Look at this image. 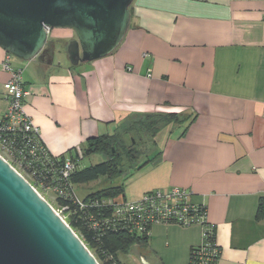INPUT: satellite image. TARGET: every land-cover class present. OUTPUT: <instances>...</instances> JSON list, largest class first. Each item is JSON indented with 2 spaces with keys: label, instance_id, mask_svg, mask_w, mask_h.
I'll return each mask as SVG.
<instances>
[{
  "label": "crops",
  "instance_id": "1",
  "mask_svg": "<svg viewBox=\"0 0 264 264\" xmlns=\"http://www.w3.org/2000/svg\"><path fill=\"white\" fill-rule=\"evenodd\" d=\"M130 11L124 40L102 59L72 68L65 49L76 36L65 29L49 35L50 60L13 57L26 113L56 156L134 117H196L186 132L169 131L159 158L140 169L141 186L124 196L190 190L215 227L218 264H264V0H134ZM5 57L0 47V119L8 109ZM202 242L200 226L168 223L134 248L141 264H188Z\"/></svg>",
  "mask_w": 264,
  "mask_h": 264
},
{
  "label": "water",
  "instance_id": "2",
  "mask_svg": "<svg viewBox=\"0 0 264 264\" xmlns=\"http://www.w3.org/2000/svg\"><path fill=\"white\" fill-rule=\"evenodd\" d=\"M134 0H0V47L32 61L48 30H72L73 67L112 54L124 40ZM0 264H100L74 231L0 156Z\"/></svg>",
  "mask_w": 264,
  "mask_h": 264
},
{
  "label": "built area",
  "instance_id": "3",
  "mask_svg": "<svg viewBox=\"0 0 264 264\" xmlns=\"http://www.w3.org/2000/svg\"><path fill=\"white\" fill-rule=\"evenodd\" d=\"M51 32L48 30L49 35ZM12 59L11 54H6L2 65L10 79L4 86L8 109L0 119V156L7 162L5 156H9L28 171L31 179L40 182L41 190L8 162L66 225L70 227L68 219L72 215L81 214L80 218L94 230L124 231L149 237L154 225H198L203 230V242L191 253L188 264H218L221 251L216 244L215 227L208 221L207 206L194 203V193L190 190L172 187L148 192L132 200L107 198L87 201L81 198L76 191L79 186L73 185L70 178L81 168L80 162L84 159L82 146L73 149L74 159L68 158L63 163H60V156L50 152L39 128L25 111L24 100L28 92L24 89L23 71L13 67ZM49 192L55 195V206L42 196Z\"/></svg>",
  "mask_w": 264,
  "mask_h": 264
},
{
  "label": "trees",
  "instance_id": "4",
  "mask_svg": "<svg viewBox=\"0 0 264 264\" xmlns=\"http://www.w3.org/2000/svg\"><path fill=\"white\" fill-rule=\"evenodd\" d=\"M54 44V42L49 43L45 48L44 54L47 53L54 56ZM6 54L8 53L6 52ZM72 68L75 67L72 66ZM178 114V112L164 114L154 113L141 117L150 120L164 118L166 120L164 123L165 126H184L186 132L189 126L195 122L196 117L188 114L186 118L180 119ZM151 124L154 125V123H150V125ZM156 125L157 123L155 126ZM160 128L161 127H152L151 129H155V132H159ZM82 149L84 154L83 160L92 155H101L104 158L103 162L97 165L77 169L70 178V182L76 186H82L98 181L105 182L104 187L100 190L83 198L87 201L91 199L101 200L107 198L117 200L126 199L122 185H114L113 182H119V179H121L122 176H125V174L130 170H140L142 167L153 163L161 155V152L158 149L154 154L144 156L141 155L142 157L134 154L135 151L133 150H128L125 152V155H122L119 151L124 149V147L121 144L120 136L115 133L112 135L106 134L91 138L85 145L82 146ZM68 158H75L73 149L67 154L60 155V163H63ZM127 163H129V167L126 166ZM23 171L25 172L26 170L23 169ZM25 173L29 176L28 171ZM31 181L41 187L40 182L34 181L33 179H31ZM39 186L38 188L41 190ZM262 212H264V204L261 206L259 213L261 214ZM80 217L81 214H74L68 219V223L100 264H120L119 255L130 254L135 245H145L149 240V236L130 234L124 231L94 230V228L87 221H83ZM196 248L197 247H194L191 253Z\"/></svg>",
  "mask_w": 264,
  "mask_h": 264
},
{
  "label": "rangeland",
  "instance_id": "5",
  "mask_svg": "<svg viewBox=\"0 0 264 264\" xmlns=\"http://www.w3.org/2000/svg\"><path fill=\"white\" fill-rule=\"evenodd\" d=\"M65 50H67V48ZM42 55H44V53ZM14 60L20 62L21 64L27 63L26 61H22L15 57ZM167 113H172V112H167ZM178 113L180 119H184L188 115L187 113L184 112H178ZM161 119L156 118L150 120L144 117H134L127 121L120 122L118 124L116 131L114 132L116 135L120 136L121 144L124 147V149H121L119 152L122 155H125V152H127L128 150H133L135 151L134 154L139 155L140 157L144 155L154 154L158 149V147L161 146L163 140L169 134V131H171L174 127L173 125L165 126L164 123L166 122V120L164 118ZM150 123H154V125L152 124L150 125ZM156 123L157 125L155 126ZM152 127L153 128L161 127V128L159 132H155V129H151ZM5 157L14 168H16L20 173H22V175L29 182L32 183L30 176L26 175L25 173L26 171L24 172L23 168L21 169L19 165L13 161L12 158H9V156H5ZM103 160L104 158L101 155H92L90 157H87L85 160H83L80 163V167L83 169L91 165H97L103 162ZM126 166L129 167L130 166L129 163H127ZM140 171L141 170H135L133 171V174L132 173L128 174L127 172L125 176H122V178L119 179V182L114 181L113 184L122 185L125 195L130 197L127 188L130 185H134L135 188H139L141 186V181L143 180V177L146 175V172L143 173ZM104 185H105L104 181H98L95 183L79 186L77 187L76 191L81 198H84L89 194L97 192L102 187H104ZM162 190H168V189H162ZM42 196H44V198L47 201H49L52 205H54L55 195L53 192H49L46 195L42 194ZM119 258H120V264H141V258L137 248H134V250H132L131 256L121 254L119 255ZM136 260L138 262H136Z\"/></svg>",
  "mask_w": 264,
  "mask_h": 264
},
{
  "label": "flooded vegetation",
  "instance_id": "6",
  "mask_svg": "<svg viewBox=\"0 0 264 264\" xmlns=\"http://www.w3.org/2000/svg\"><path fill=\"white\" fill-rule=\"evenodd\" d=\"M40 59L48 61V60H50V56H49V54L45 53L44 55H42V57Z\"/></svg>",
  "mask_w": 264,
  "mask_h": 264
}]
</instances>
